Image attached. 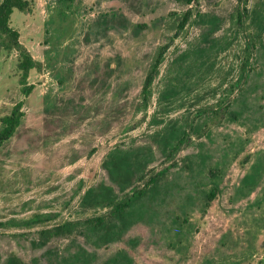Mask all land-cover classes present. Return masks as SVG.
<instances>
[{
	"label": "rangeland",
	"instance_id": "1",
	"mask_svg": "<svg viewBox=\"0 0 264 264\" xmlns=\"http://www.w3.org/2000/svg\"><path fill=\"white\" fill-rule=\"evenodd\" d=\"M30 1L10 20L29 93L0 54V118L23 112L0 145V264H264V0ZM113 150L131 159L115 179ZM163 169L121 218L81 203Z\"/></svg>",
	"mask_w": 264,
	"mask_h": 264
},
{
	"label": "trees",
	"instance_id": "2",
	"mask_svg": "<svg viewBox=\"0 0 264 264\" xmlns=\"http://www.w3.org/2000/svg\"><path fill=\"white\" fill-rule=\"evenodd\" d=\"M185 3H190L191 0H184ZM31 1L30 0H1L0 1V54L3 50H12L16 49L19 51L20 58L17 63V67L21 72V82L23 84L22 90L24 93H29L33 85H27V77L29 71L34 67L35 62L30 54L25 50L20 42H19V32L14 29L11 24V15L14 11H28L31 9ZM190 13L186 11L184 15L177 20L178 27L182 28L186 22L188 21ZM161 55V54H160ZM160 57H158L154 63L152 64L151 70L147 75L143 88L141 90V95L143 100L146 102L147 96L150 93V85L153 79L154 73L157 70V66L159 65ZM22 102L18 101L10 110V112L0 118V145L8 140L16 131L17 127L20 125L23 112L21 110ZM163 147H167L170 142L163 138L160 142ZM108 161V170L110 172V176L115 179L116 171L121 169V166L124 164H129L131 159L129 154L118 152L117 150H113L109 154ZM133 161V160H132ZM133 164L138 169H143L147 164L146 159L144 161H140L139 158L134 159ZM132 164V165H133ZM165 169L158 171L156 174L149 176L146 182L143 183L142 188H134L130 196H125V198L116 201L117 196L114 194V191L111 187L105 185L103 182L91 186L84 192L81 203L84 206H98V205H111L112 204V214L118 218H121L126 209L130 207L135 201L139 200L145 194L147 186H154L158 182L159 178H161ZM215 195V192L212 191L207 196V201H211ZM105 217H96L94 219L89 220L91 225L94 228L105 227ZM70 223H64L61 225H57L53 231L55 234H62L64 232H68L71 230Z\"/></svg>",
	"mask_w": 264,
	"mask_h": 264
}]
</instances>
